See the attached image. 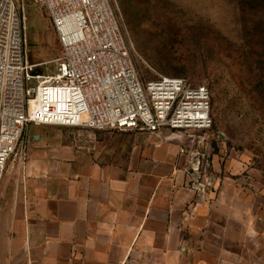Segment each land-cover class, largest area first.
<instances>
[{
	"label": "rangeland",
	"instance_id": "1",
	"mask_svg": "<svg viewBox=\"0 0 264 264\" xmlns=\"http://www.w3.org/2000/svg\"><path fill=\"white\" fill-rule=\"evenodd\" d=\"M23 2L28 60L36 64L35 73H49L61 48L57 31L46 8L34 0ZM111 4L143 81L168 74L208 87L212 126L165 132L182 135L171 141L179 140L184 148L185 184L194 189L195 200L208 203L212 216L222 207L229 215L236 206L244 235L252 231L248 235L253 238L244 236L242 244L243 260L250 261V245L264 246V0H111ZM99 132L103 131L55 124L27 126L0 178L4 235L10 231L12 204L21 199L18 187L5 189L6 178L15 173L18 184L27 170L35 179L41 177L50 165L65 162L86 144L85 137ZM214 222L211 225L217 228Z\"/></svg>",
	"mask_w": 264,
	"mask_h": 264
},
{
	"label": "crops",
	"instance_id": "2",
	"mask_svg": "<svg viewBox=\"0 0 264 264\" xmlns=\"http://www.w3.org/2000/svg\"><path fill=\"white\" fill-rule=\"evenodd\" d=\"M176 137L93 133L41 177L9 175L5 189L18 187L21 199L10 231L0 229V264H264V246L251 244L243 260V237L253 236L236 206L214 222L195 200Z\"/></svg>",
	"mask_w": 264,
	"mask_h": 264
},
{
	"label": "built area",
	"instance_id": "3",
	"mask_svg": "<svg viewBox=\"0 0 264 264\" xmlns=\"http://www.w3.org/2000/svg\"><path fill=\"white\" fill-rule=\"evenodd\" d=\"M34 1L61 48L53 71L35 73L24 2L0 0V178L29 124L151 134L212 126L207 86L168 74L141 79L111 0Z\"/></svg>",
	"mask_w": 264,
	"mask_h": 264
}]
</instances>
